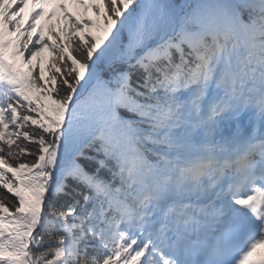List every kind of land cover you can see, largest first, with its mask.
Wrapping results in <instances>:
<instances>
[{"label": "snow or ice", "instance_id": "1", "mask_svg": "<svg viewBox=\"0 0 264 264\" xmlns=\"http://www.w3.org/2000/svg\"><path fill=\"white\" fill-rule=\"evenodd\" d=\"M258 249L264 0H0V264Z\"/></svg>", "mask_w": 264, "mask_h": 264}, {"label": "rangeland", "instance_id": "2", "mask_svg": "<svg viewBox=\"0 0 264 264\" xmlns=\"http://www.w3.org/2000/svg\"><path fill=\"white\" fill-rule=\"evenodd\" d=\"M43 56L46 58V54H43Z\"/></svg>", "mask_w": 264, "mask_h": 264}]
</instances>
